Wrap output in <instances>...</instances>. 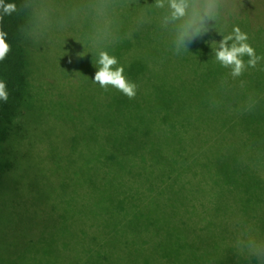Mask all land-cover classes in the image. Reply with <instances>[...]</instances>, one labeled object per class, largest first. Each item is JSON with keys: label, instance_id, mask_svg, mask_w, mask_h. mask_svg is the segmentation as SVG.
<instances>
[{"label": "trees", "instance_id": "trees-1", "mask_svg": "<svg viewBox=\"0 0 264 264\" xmlns=\"http://www.w3.org/2000/svg\"><path fill=\"white\" fill-rule=\"evenodd\" d=\"M4 3L15 7L0 8L10 46L0 61V264H264V0H181L183 15L157 27L166 47L147 45L146 31L135 54L113 2L106 17L101 0L95 9L87 0ZM234 28L256 53L239 81L260 116L193 115L191 103L213 92L212 69H222L209 64L199 76L197 65ZM40 45L68 52L56 58V81L41 71ZM101 53L124 67L134 96L93 82ZM222 84L215 97L239 107ZM239 132L253 144L240 147ZM200 193L230 217L198 210ZM224 225L241 235L222 247Z\"/></svg>", "mask_w": 264, "mask_h": 264}, {"label": "rangeland", "instance_id": "rangeland-1", "mask_svg": "<svg viewBox=\"0 0 264 264\" xmlns=\"http://www.w3.org/2000/svg\"><path fill=\"white\" fill-rule=\"evenodd\" d=\"M90 1L93 2V8L95 9L94 6V1L95 0H87V4L90 3ZM181 0H101V11H102V15H104V17L107 16V14L109 15L111 13V4L112 2L115 3L116 6V17L120 18V26L119 29L121 30V34L123 36V41L125 43H127L130 46V50L133 51V53H137L135 52L133 49H131V46H134L135 44L138 45L141 38L145 37V32L147 31L149 34L146 38V44H159L161 47H166V45H164V41L161 39L160 34H159V29H157V27H163L165 28V26L167 27V22L162 21L163 18H170V20L168 21H175L178 17L179 14H177L175 12V10L171 7V5L173 3H178L180 4ZM152 12V13H151ZM156 14H160L161 18L157 19L156 18ZM152 16V17H151ZM152 18L155 20L153 21ZM162 21V22H161ZM161 22V23H160ZM182 25L185 23V21L182 19V21L180 22ZM106 23L104 22V25ZM146 30L144 31V26H146ZM156 24V28L155 25ZM262 39H264V36H262ZM148 41V42H147ZM115 44L119 45L120 44V40L119 38L115 39ZM214 49H217L219 43L214 42V40L212 41V44ZM193 60L195 61H202L204 60L206 57L202 54V55H196L193 54L192 56ZM171 61H175L174 57L170 58ZM205 66L202 62H200L197 65V72L199 74V76L205 71V72H209L210 68H209V64L218 67V64L221 66V64L218 62V60L216 59V55H211V57L209 58V61L207 63V61H204ZM222 69L220 68H215L212 69V87H213V92L212 94L206 98L207 102L203 105V103H201L202 105H199L197 107H195L196 103L193 104V102L191 103L190 97L192 96H179L181 99L180 100H184V101H188L191 103V106H189V108L191 107V111L192 114L198 116V115H204L205 113L203 112L204 110H206V112H222L225 115H231V116H238L241 113V116H245V115H252V116H260L259 114V108L261 107V105H256L254 102V97H256L257 95L255 94L254 91H247L245 84L241 83L239 80H241L239 78V76H241L240 74L237 75V78H232L231 74H232V70L228 71V68H225L223 66H221ZM227 70V71H226ZM215 74V75H214ZM220 82H224V84H222L223 87V91L222 93L224 94V96H229L230 98H236V99H242L241 105L239 107L237 106H233L232 103H229L226 106H223L219 100L215 97V93L216 90L218 89V85ZM203 86H205L206 91L210 90V84L208 81L203 82L202 84ZM202 86V87H203ZM253 90H257L256 87H252ZM162 97H165L164 95H161ZM226 96V97H227ZM179 97L178 100H179ZM176 98V99H177ZM228 98V97H227ZM179 100V101H180ZM213 101V102H211ZM175 102V97L172 98V106ZM183 115H186L189 113L188 110L184 109L181 110ZM239 126V125H236ZM238 130L239 127H237ZM240 132L238 133L237 136H240ZM252 141L253 144V138L250 139ZM240 142V147H244L246 146V143H249L251 141L247 140L244 136H240L239 140ZM200 199L196 200V203H200L198 206V210L202 211V212H212L214 215L218 216V217H224V219L230 217L229 216V212L227 210L224 209H218V211L216 212L214 209L215 207L213 205H211V203L207 202V200H211L213 198L200 193ZM222 203V202H220ZM241 235V231L240 230H232L231 228H229L227 225L221 226L219 231H218V236L215 237L214 239L217 240L218 242H220L223 245L226 244L227 240L233 236V237H239Z\"/></svg>", "mask_w": 264, "mask_h": 264}, {"label": "clouds", "instance_id": "clouds-1", "mask_svg": "<svg viewBox=\"0 0 264 264\" xmlns=\"http://www.w3.org/2000/svg\"><path fill=\"white\" fill-rule=\"evenodd\" d=\"M14 5L11 3L5 4L4 0H0V8L4 14H10L14 10ZM171 7L177 14L183 15L184 8L181 4L173 3ZM7 33L0 31V61H3L7 56L10 46L6 42ZM229 41L231 44L229 45ZM247 34L240 31L239 28L233 29V34L223 37L219 43V48L216 51V59L223 67H231L233 75H239L245 65L244 57L247 56L249 66H254L256 57L255 50L247 42ZM98 67L93 76V82L100 87L112 86L121 91L128 97L135 95L136 85L128 81L124 75V67H113L117 64L115 57L107 53H101L98 60ZM3 81H0V101H6L8 94Z\"/></svg>", "mask_w": 264, "mask_h": 264}, {"label": "crops", "instance_id": "crops-1", "mask_svg": "<svg viewBox=\"0 0 264 264\" xmlns=\"http://www.w3.org/2000/svg\"><path fill=\"white\" fill-rule=\"evenodd\" d=\"M48 9H50V7ZM44 34H46V43H50V44L54 43L52 42V40H55L56 37L55 34L48 33L47 29L42 31L43 36ZM38 50H41V52H43V54L39 56H45V58L42 57L44 64H43V69H41V71H43V73L46 75L47 74L50 75V77H47V81L49 82L56 81L57 79L56 76L59 77V70H60V66H58L56 63V58L60 60L61 58L63 59V56L66 57L68 54L67 50L58 46V51L49 53L45 51V49L40 45L36 52L37 56H38Z\"/></svg>", "mask_w": 264, "mask_h": 264}]
</instances>
